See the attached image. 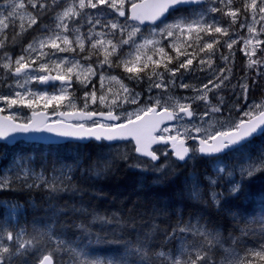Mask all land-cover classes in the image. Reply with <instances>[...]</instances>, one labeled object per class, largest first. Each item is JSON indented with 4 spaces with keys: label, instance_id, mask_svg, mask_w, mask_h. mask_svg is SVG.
Wrapping results in <instances>:
<instances>
[{
    "label": "snow or ice",
    "instance_id": "6c2138e0",
    "mask_svg": "<svg viewBox=\"0 0 264 264\" xmlns=\"http://www.w3.org/2000/svg\"><path fill=\"white\" fill-rule=\"evenodd\" d=\"M211 7L204 8L206 0H4L3 11H0V69L4 77L0 84L14 91L12 95L0 94V101L9 108L13 105H22L29 109L43 101L44 107L55 103L59 106L65 100L73 108L76 107L70 94H66L72 87L73 74L75 80L85 88L91 83L90 77L99 74L101 87L100 95L97 94L95 85L90 91H85L83 107L77 112L60 113L61 116L69 115L81 121H92L90 126L80 122L64 126L60 120L37 122L29 119L26 122H15L11 117L0 118V140L14 143L17 134L28 136L30 133H53L60 137H74L77 139L94 138L100 140H118L131 137L135 141L134 151L141 157H147L150 162H156L163 156L166 161L168 151H162L157 155V150L152 149L153 144H171L172 155L179 161L194 159L195 153L205 157H215L219 160L220 155L228 152L245 153L247 145L257 135H264V101L251 104L247 101V85H240L243 92V107L236 108L238 119L228 121V127L221 124L220 128L212 130L203 127V116H209L222 111L223 100L218 104H212L209 93L213 89H220L231 72L230 68H220L218 74L208 79L207 83L200 87L190 85L180 79L177 85L178 74L194 71L193 61L199 54L197 63L199 70L204 71L205 65L212 69V57L217 49L214 45L220 44V39L213 35L220 33L228 37L224 44L229 50L238 43L233 38L229 29L241 20L239 27L247 28L250 34L243 40L244 47L241 51L249 58L248 67H264V59H252L257 50L264 52V40L260 35L264 34V0H208ZM219 3L220 7L216 4ZM130 9L126 10L125 5ZM238 5L233 7V5ZM181 5H196L187 15L178 16L171 23H163V27H154L147 30V35L141 26L145 22L155 25L162 17H166L171 11L177 10ZM226 10V11H225ZM249 10L251 23H249ZM223 13L231 18V24L221 26L213 17L209 22L208 13ZM51 14V24H43L42 18ZM120 18H123L121 20ZM19 22V23H18ZM260 24L259 30L256 26ZM40 25V36L34 38L26 46L20 49V54L13 57L8 49L19 43L18 37L22 36L33 26ZM12 29L13 35L9 39L6 30ZM86 28V31L84 30ZM203 33V35H201ZM188 34L190 39L183 51L176 42L181 36ZM255 34V35H253ZM159 36L160 39L156 37ZM208 37L209 39H205ZM173 38L167 45L175 53V57L169 55L163 40ZM184 42L181 41V44ZM196 47L191 53L188 49ZM250 45H255L249 50ZM127 48V51H125ZM151 54H148V53ZM58 53H70L74 55L61 57ZM83 53L84 55H81ZM159 55V59L153 56ZM95 57V60H93ZM102 57V58H101ZM183 57V59H181ZM166 58V60H165ZM221 59L227 62L228 56L221 53ZM174 67H170L173 61ZM87 61V64L82 63ZM95 65V66H94ZM122 68L128 73V79L141 81L144 79L141 73L150 69L147 79L150 82L149 96L146 103L141 105L140 93L131 90L117 75L105 76L104 68ZM151 66V67H150ZM163 68V71L159 69ZM78 70V71H77ZM56 74L53 75L52 73ZM165 73L168 79L165 81ZM11 76L13 84H7ZM83 76V79L81 78ZM23 82L21 83V78ZM155 77V81L153 78ZM105 79L118 84L117 92L113 93L109 87L104 89ZM60 82V92L50 94L47 90L32 91L25 89L22 93L17 89L25 88L30 82L49 85L52 82ZM179 87L191 90L193 96L174 97L168 95L170 88ZM211 86V87H210ZM163 89V93L151 95L152 88ZM111 95L110 105L106 103ZM109 106L107 112L89 111V104ZM203 101L206 111L200 117L201 123H192L197 113L192 109V104ZM135 104L138 107L134 112H125L121 121V115L116 112L123 104ZM4 109L0 108V112ZM149 114H152L149 117ZM33 117L37 115L32 113ZM103 117L105 121H121L119 123H106L93 119ZM187 119L188 126H183ZM165 121H176L181 127L169 125L161 127ZM139 122V123H137ZM160 133L157 135L156 133ZM175 132L174 135H165ZM193 132L197 135H193ZM29 139H47V137H28ZM186 140L198 141L191 147L185 145ZM127 159V155L122 157ZM31 158L19 157L13 161L14 179H24V186L28 184ZM80 162L63 164L59 170L61 175L51 181L44 182L43 175L38 176L50 192H63L68 190L75 195L79 189L72 183V173L78 170ZM153 170L163 171L167 163L158 167L153 163ZM111 167L110 161L98 163L94 169L96 175L104 174ZM132 167L147 171L145 162L137 160ZM237 167L240 179L235 180ZM10 171H12L10 169ZM92 169H84L87 174ZM214 176H206L209 186V198L220 209L222 202L228 200H246L249 196L246 178L251 179L259 173H264V148L253 156L250 152L238 165L229 167L224 165L214 169ZM225 179L228 183L227 192L215 191L220 181ZM14 180L9 176L0 174V190L12 187ZM193 200H202V186L199 181L192 184L189 193ZM5 209L0 218V264H264V229L257 235L251 233L246 227L240 226L239 236L230 235L231 244H227L222 234L215 229L208 228L200 222L201 218L184 221L182 218L171 229H160L156 223H151L147 230L137 229L135 218L122 217L120 213L101 214L95 208L80 204L66 203L64 206L50 205V223L43 231L33 229L31 232L18 223L20 205L7 201L0 204ZM158 210L153 207V213ZM229 214L237 225L247 224L253 220L255 210H229ZM264 221V209L260 213ZM61 217H72L69 225L68 220L61 221ZM16 219L17 222L12 221ZM69 227L73 230L68 235ZM131 229V231H127ZM125 235H118V233ZM158 233L162 239H158ZM111 235L113 239H107ZM251 235L253 245L243 243V238ZM101 244H116L123 249L122 255L101 256L97 254L96 247ZM174 245V246H173ZM227 245V246H226ZM238 245H242L241 250ZM62 254H68L66 261ZM219 255V258H217Z\"/></svg>",
    "mask_w": 264,
    "mask_h": 264
},
{
    "label": "trees",
    "instance_id": "16d2710c",
    "mask_svg": "<svg viewBox=\"0 0 264 264\" xmlns=\"http://www.w3.org/2000/svg\"><path fill=\"white\" fill-rule=\"evenodd\" d=\"M140 0H136L139 2ZM250 2V0H249ZM4 0H0V11H3ZM211 3L206 0L204 8L211 7ZM220 7L219 3L216 4ZM238 5H233L236 7ZM198 6H189L182 8L171 14L170 20H175L180 15H187L192 8ZM226 11V10H225ZM249 10V22L250 21ZM215 18L221 26L231 24V18L225 16L223 13L217 12L215 14L208 13L209 22ZM242 22L238 20L229 33L237 35L238 24ZM19 23V22H18ZM220 40H225L220 33H214ZM264 38V34L261 35ZM186 45L190 41L189 36L179 37ZM191 39H195L193 36ZM205 39H209L205 37ZM164 44V43H163ZM165 45V44H164ZM183 45V46H184ZM166 46V45H165ZM195 44L193 48H195ZM214 45V48L220 47ZM167 48V46H166ZM171 55V53L169 54ZM218 53L213 56L215 59ZM240 68L232 79L233 82L238 83V77L245 64L240 60L238 62ZM251 83L255 82L254 89L256 99H261V81L256 74L251 73ZM230 82L226 91L240 85ZM264 148V135L256 138L249 145H247L246 152L257 154L260 149ZM115 150L109 149L106 145H98L95 143L82 145L69 143L60 146H45L36 144L19 143L14 147L1 146V156L4 157L5 163L8 167L13 168V161L19 157L31 158L29 165L37 173L44 174V182L51 181L61 175L59 170L63 164H74L79 161L80 166L78 170H74L70 175L72 176V183H74L80 191L73 195L68 190L63 192H50L43 186L42 182L35 180L31 188L24 186V179L14 180L12 187L8 190L0 191V204L7 201L12 204L20 205V212L18 214V223L22 227H26L30 232L33 229L43 231L45 226L50 223L51 209L50 205L64 206L66 203L80 204L81 201L90 208H95L101 214H111L117 212L122 217H128L131 211V216L135 218V226L140 230H147L151 223H156L160 229H171L177 224L179 219L184 221L192 220L195 222L196 217H200V222L205 224L210 229L218 230L227 244H231L230 235L239 236V227L244 226L248 231L254 234H259L264 229V221L261 220V210L264 209V174H260L250 180H245L249 192L246 200H228L222 202V206L218 209L209 198V191L203 194L202 200H193L190 198V191L192 187L191 174L196 171L200 175H204L210 171V166L203 163L202 165H181L175 162V165L163 171H155L148 168L147 171H141L138 168L132 167L139 159L133 154H121ZM127 155V159L122 157ZM140 160V159H139ZM110 161L111 167L108 171L101 175H96L94 169L98 163ZM165 162L161 161L157 167ZM84 169H92L87 174ZM47 179V180H46ZM30 181H27L29 184ZM227 191H225L226 194ZM161 210L153 213V207ZM255 210V217L247 224L237 225L236 221L229 214V210ZM5 209L0 206V218L3 217ZM61 221L67 219L69 225L72 222V217H61ZM16 223L17 220L12 221ZM72 229L69 227L68 235H72ZM127 231H131L128 229ZM118 235H125L121 232ZM158 239H162V234L158 233ZM111 240V235L107 236ZM254 239L251 235L243 238V243L253 245ZM174 246V245H173ZM97 254L104 256L119 257L122 255L123 249L116 244H101L95 246ZM238 247L243 250L242 245ZM64 260L68 261V254H62ZM219 258V255L218 257Z\"/></svg>",
    "mask_w": 264,
    "mask_h": 264
},
{
    "label": "flooded vegetation",
    "instance_id": "af4514ba",
    "mask_svg": "<svg viewBox=\"0 0 264 264\" xmlns=\"http://www.w3.org/2000/svg\"><path fill=\"white\" fill-rule=\"evenodd\" d=\"M182 8H188V7H180L177 10L171 11L170 14L168 15V17L165 20H163L162 22L163 23H166V22L170 23L171 22V20H170L171 19V14L174 13V12H176V11H178L179 9H182ZM128 9H130V6H127L126 7V10H128ZM48 15H50V14H48ZM120 19L123 20V18H120ZM44 20H45V18L43 17L42 18V23L43 24H51V23H48V22H44ZM162 22H160V23H158L156 25H142L141 28H142V30L147 31L148 29H151V28H154V27H157V26H159V27L162 26L163 25ZM240 23L238 24V29H237V32H238L237 33V36H238V38H235V39H238V43L235 44L236 46L233 45V49L232 50H229L226 47V45L224 44V41L227 40L228 37H226V38L224 37L225 40L224 39L223 40H220L221 46L218 47V48H215V49H217L216 52L218 53V55H217V57L215 59H213V61L215 63V67H218V68H230L231 69V72L230 73L229 72H226V73L227 74H230L229 80H231V82H233L232 79L236 77L235 75L237 74V72H238V70L240 68V65L238 64V62L241 60L245 64V66L242 69L241 74L238 76V77H240V80H239L238 83H240L241 85H244L247 82L248 79L251 80V75H250L251 73H253V74L255 73L256 76H258L260 71L258 70V68L256 69V72L254 70H250V68L248 67L249 58L247 56H245L244 53L241 51V48L242 47L240 45L241 44L240 42H242V39H239V38L246 36L245 30L247 28L246 29L245 28L244 29H241L239 27ZM40 27H41L40 25L33 26V28L29 29L22 36H20V37L17 38L19 40V43L16 44L15 46H11L8 49L9 51H11L13 57H15V56H17V55L20 54V49L22 47L26 46L34 38L40 36V34H41L40 31H39ZM6 31L8 32L9 39H11L12 35L14 34L13 31H12V29L10 28V29H8ZM201 35H203V33ZM193 37H194V35H193ZM191 40H194V39H190L189 42H191ZM169 43H171V42L169 40H167L166 46ZM259 47H264V45L258 46V48ZM193 49L194 48L188 49L189 53H191L193 51ZM166 51H168L169 54L171 53V55L173 57H175L176 53L171 48H168L167 47ZM221 53L224 56H228L229 57V60L227 62H225L224 60L221 59ZM60 54L66 55V56L74 55V54H70V53H60ZM81 55H84V54L81 53ZM200 56H203V53L199 54V56H197L196 59H194V61H193V63H194L193 64V68L195 70L194 71H189V75L188 76L183 75V72H185V71L181 70L182 77L180 76L181 74H179L178 75V80H177L179 83H180V79L182 78L183 80H186V83H188L190 85H196L197 82L201 79V77L206 73V71H200L199 70V65H198L197 61L200 58ZM154 57H156L158 59V56H156V55L153 56V59H154ZM254 58L255 59H257V58L264 59V52H261V51L257 50L256 55L253 56L252 59H254ZM181 59H183V57H181ZM93 60H95V57H93ZM82 63L87 64L88 62L87 61H82ZM173 63L176 65V61L175 60L173 61ZM205 68H207V66ZM52 74L55 75L54 73H52ZM104 74H105V76H108V75H117L120 79L123 80V82H125L133 90L142 93L143 98H142L141 102L143 104L146 103V99H144V97L146 95H148L146 89L148 88V86L150 84L149 80L147 79V76L150 74V69H146L144 73H141L140 74L141 76L144 77V79L141 80V81H137L135 79H128L127 77H128L129 74L128 73H125L122 68L108 69L107 68V65H105ZM3 77H4L3 70L0 69V80H3ZM13 82H14L13 81V78L11 76H9L8 79H7V81H6V83L7 84H12ZM238 83L233 82V84H238ZM93 85H95V87L97 89V94L100 95L99 89L101 87V84H100L99 74H97L95 77H91V83L88 84V87L87 88H85L84 86H82V88H80V86H78V83L76 82V80L73 78L72 87H71L72 88L71 89V93H72V97L76 101L79 102V105L81 106L80 108H76L75 110H64V108L62 110H60L58 108L55 111H51L50 109L47 110V109H44L43 107H40V108H37V109H34L33 108V109H30L29 117H27L25 120L20 121L19 119H13V118L12 119L15 122H18V123H20V122H26L27 120H29V119L32 118V113L33 112H36V113L45 112L48 115V117H49V120H48L49 123H52L53 121H56V120L62 121V119L60 118V113H62V112L63 113L77 112L78 109H81L83 107V101L81 99L83 97V93L85 91H90L91 88L93 87ZM35 86H36L35 89H38L39 91H41V90H48L50 92H54L61 85H60V83H53L52 82L49 85H42V84L36 83ZM226 89L227 88H225L223 90H219V91H213L211 94L213 95V94H216L217 92H221V91L222 92L223 91L225 92ZM240 91H241V87L238 84V86H235V88H233L231 90H228L227 91V94H229V93H238L239 94ZM0 94H3V95H11V94H14V91L11 90V89H9L8 87L4 86L3 84H0ZM255 94H256V90L253 93L252 92H249V96H248L249 103L251 101L257 100L254 97ZM192 109H194L193 106H192ZM88 110L89 111H93L94 110V111H97V112H100V111L107 112L109 109L105 108L104 106L100 105L99 102H97L96 105L90 104ZM116 112L119 113L120 110H117L116 109ZM0 114L3 115V116H6V117H10L9 115L6 114V111L0 112ZM95 120H100L101 122H106V123H119V122L122 121V119H121V121H118V122H115V121H105L104 118L103 119L97 118ZM82 122L85 123L86 126H90L92 124V121H82ZM76 123H80V122H74V124H76ZM174 123H175V121H174ZM261 136H259V137H261ZM186 141H188V140H186ZM19 143L20 144L21 143L31 144V143H25L23 141H19V142H17L13 146H10V145H7V144H0V150H1V146L2 145L8 146V147H14V146H16ZM92 143H95V144H98V145H106L111 150H120V149H123L124 147H128L129 149L132 150V153H134L136 155V152L134 151L135 147H134L133 143H131V142H129V143H121V144L108 145L104 141H102L101 143H99L97 141L92 140L88 144H92ZM32 144L42 145V144H37V143H32ZM67 144H69V143H67ZM73 144H76V143H73ZM88 144H82V145H88ZM190 144H197V143L196 142H191ZM190 144H188L189 147H190ZM63 145H66V144H63ZM45 146H60V145H45ZM159 147L169 149L168 146H158L157 148H159ZM157 148H155L154 150H157L158 151ZM237 154L238 153L228 152V153H226L224 155H220L219 160H217L215 157H203V156H200L199 155V158L195 160L194 164L202 165L203 163H205V164H207V165L210 166V169H209L210 171H208L204 175H200L197 171L195 173H192L194 175V178L192 179V184L195 181L198 180L199 183H200V185L202 186V193L204 194L205 192H208V191L210 192V189H209V186L207 184V181L205 180V177L206 176H214L215 175L214 169L216 167H221L222 164H227V162H230V159L232 157L237 156ZM157 155H159V154L157 153ZM172 157H173V155H172ZM138 158L141 159V160H145L146 162H150L148 159H144V158H140V157H138ZM190 160L191 159H188V161L186 163L181 164V165L183 166V165L188 164L190 162ZM161 161L165 162L164 158L161 157L160 158V162ZM175 162H177V161H175ZM151 163L153 164V162H151ZM0 165H1V167L3 169H7V167H8V163H7V166H6L5 159H4V157L1 156V153H0ZM260 174H263V173H260ZM260 174H257L256 176H258ZM256 176H254V177H256ZM195 177H196V180H195ZM254 177H252V178H254ZM232 179L239 180L240 179V175L235 172V175L232 177ZM246 180H250V179L246 178ZM228 186L229 185H228L227 181L225 179H222L220 181V184L217 185L214 190L215 191H218V192L219 191L225 192V191H227Z\"/></svg>",
    "mask_w": 264,
    "mask_h": 264
},
{
    "label": "rangeland",
    "instance_id": "374dc122",
    "mask_svg": "<svg viewBox=\"0 0 264 264\" xmlns=\"http://www.w3.org/2000/svg\"><path fill=\"white\" fill-rule=\"evenodd\" d=\"M127 6H129V5H125V7H127ZM44 18H45V20H44V22H48V23H52V20H51V14L50 15H45L44 16ZM174 20H171V22H173ZM250 21H251V18H250ZM170 22V23H171ZM166 23H168V22H166ZM262 23H264V22H262ZM256 26V28H257V30H259V28H260V24H257V25H255ZM160 27H163V25L162 26H160ZM246 29V28H245ZM85 31H86V28L84 29ZM142 31H144V30H142ZM145 32V35H147V31H144ZM245 33H246V36H245V38H247L250 34L248 33V31H247V29L245 30ZM230 35H232L233 36V38H238V36L237 35H235L234 33H230ZM253 35H255V34H253ZM185 36H189L188 34H185ZM157 39H160V37L159 36H157L156 37ZM260 39L261 40H264V38L263 37H261V35H260ZM167 40H169L170 42H172L173 41V38H168ZM167 40H163L162 41V43H164L165 45H166V42H167ZM181 39L180 38H178L177 39V43L181 46V49H182V51H183V49H184V47L186 46H183L184 44H181ZM241 44V47L243 48L244 47V45H243V40H242V42H240ZM236 46V45H235ZM253 46H255V45H250L249 46V50H251V48L253 47ZM167 49V48H166ZM125 51H127V48H125ZM168 52V51H167ZM148 54H151L150 52L148 53ZM168 54H169V52H168ZM59 56H61V57H66V55H62V54H58ZM156 56H158V59H159V55H156ZM154 59H157L156 57H154ZM213 57H212V69H208V68H205V70L204 71H206V73L201 77V81L199 80L198 82H197V84L196 85H193V86H196V87H200L202 84H204V83H207L208 82V79L209 78H212L213 77V75H214V71L213 70H215V74H218V72H219V69L220 68H218V67H215V63H214V61H213ZM255 59V58H254ZM165 60H166V58H165ZM249 63V62H248ZM194 64V63H193ZM175 66V64L173 63L172 65H170V67H174ZM207 65H205L204 67H206ZM193 67V66H192ZM258 68V70L260 71L259 72V75L258 76H256V77H258L259 79H260V81H261V91H260V93H261V96H262V98L261 99H257V100H255V101H251L250 103H249V101H248V96H249V92H254L255 91V89H254V87H255V82H252L251 83V80L250 79H248L247 80V82L244 84V85H247V87H248V92H247V101H248V103L249 104H251V103H253V102H257V103H259V102H261V101H264V67H259V66H254V67H251L250 68V70H254L255 72H256V69ZM78 71V70H77ZM159 71H163V68H161V69H159ZM54 74H56L55 72H53ZM226 75H228L229 76V78H230V74H227V73H225ZM179 75V74H178ZM183 75H185V76H188L189 75V72H183ZM181 76V75H180ZM179 76V77H180ZM182 77V76H181ZM73 78L75 79V74H73ZM82 79H83V76L81 77ZM90 79H91V77H90ZM167 79H168V74L167 73H165V81H167ZM178 80V79H177ZM153 81H155V77L153 78ZM23 82V77L21 78V83ZM77 82V81H76ZM183 82H185L186 83V80H183ZM230 82H231V80H226L225 82H224V85L220 88V89H213V91H219V90H223V89H225V88H227L228 86H229V84H230ZM78 83V86H80V88H82V84H80L79 82H77ZM125 83V82H124ZM178 81H177V85H178ZM13 85H14V82L12 83ZM35 84H36V82H30L29 84H27L26 86H25V88H22V89H17V90H19V91H21L22 93L25 91V89H31L32 91H39L38 89H35ZM126 84V83H125ZM127 85V84H126ZM241 85V84H240ZM128 86V85H127ZM149 86H150V84H149ZM149 86H148V88L146 89L147 90V93H148V95H146L145 97H144V99H146V102H147V100H148V96H149V92H148V89H149ZM61 87V86H60ZM60 87L58 88V89H56L54 92H50V91H48L50 94H53V93H59L60 92ZM109 87H111L112 88V91H113V93H115V92H117V90H118V84H116L115 82H110L109 80H107V79H105V81H104V89H105V91L109 88ZM131 90H133L130 86H128ZM211 87V86H210ZM71 87L70 88H68L67 89V91H66V94H70V99H72V100H74L75 101V103H76V107L75 108H73V107H71L70 105H69V102L67 101V100H65L63 103H61L59 106H57L55 103H53V104H51V105H49L47 108H45L44 107V104H43V101H40L39 102V104L37 105V106H34L33 108L34 109H37V108H40V107H43L44 109H47V110H51V111H55L56 109H60V110H62L63 108H64V110H75L76 108H80L81 106L79 105V102L78 101H76L73 97H72V93H71ZM41 91H44V90H41ZM134 92H137V91H135V90H133ZM163 89H157V88H152V90H151V95L152 96H155L156 94H158V93H163ZM212 91V92H213ZM212 92H210L208 95H209V97L211 98V103L212 104H218V101H219V99H221L222 98V100H223V105H222V111L220 112V113H216V114H213V115H209V116H203V113L207 110L206 109V106H205V104H204V102L203 101H197L196 103H193L192 104V106L194 107V111L197 113V115L194 117V119H193V121H192V123H196V124H200L201 123V120H200V117L201 116H203V127H205V128H211L212 130H215V129H218V128H220V126H221V124H224L225 125V128H227L228 127V121H230V120H237L239 117H238V115H237V111H236V108H237V106L239 105L240 107H243L244 106V104H243V92H242V88H241V91H240V93L238 94V93H229V94H227V91H221V92H217L216 94H211ZM137 93H140V92H137ZM13 97H14V94H11ZM168 95H171V96H174V97H185V96H193L194 95V93L191 91V90H185V89H181V88H179L178 86L177 87H175V88H170L169 90H168ZM15 98V97H14ZM112 97H111V95L109 94V100L108 101H106V103L107 104H109L110 105V99H111ZM142 98H143V96H142V93H140V102H141V100H142ZM97 102H99V101H97ZM143 103L141 102V105H142ZM90 105V104H89ZM92 105H96V104H92ZM101 105V104H100ZM102 106H104L105 108H107V109H109V106H105V105H102ZM138 107V105H135V104H127V103H125V104H123V106H122V108H117V110H120V112H119V114L121 115V119L123 120V118H124V113L125 112H134L135 111V109ZM0 108H3L4 109V111H6V114L7 115H9L11 118H13V119H19L20 121H23V120H25L27 117H29V113H30V109L29 108H27V107H23L22 105H13L11 108H9L8 106H7V104L5 103V102H3V101H0ZM33 108H31V109H33ZM54 114V113H53ZM188 124H189V122L187 121V119L183 122V126H188ZM170 125H176V127H181V124H178L176 121H175V123H172V124H170ZM167 126H169V125H167ZM170 134H172V135H174L175 134V132H170V133H166L165 135H170ZM193 135H197L196 133H194L193 132ZM192 145H194V144H190V147L192 146ZM158 149V151H157V153L160 155V153L162 152V151H168V149L167 148H162V147H159V148H157ZM116 152H118V153H121V154H128V155H130V154H133L132 153V150L131 149H129L128 147H124L123 149H120V150H115ZM115 152V153H116ZM168 153H169V157H168V159H167V161H166V159L163 157V156H161L162 158H164V160H165V163H167V167H165V169H167V168H169V166L171 165L172 167L175 165V161H174V159H173V157H172V154L168 151ZM248 154V152H245L244 154H240V153H238L237 154V156H235V157H232L231 159H230V162H227V164H222V166H224V165H228L229 167H232V166H236V165H238L239 164V162L242 160V159H244L245 158V156ZM253 156H255L256 154H252ZM199 158V154H198V152L197 153H195V158L194 159H191L190 160V162L188 163L189 165H197V164H194V162H195V160L196 159H198ZM141 160V159H140ZM142 161H144L145 162V166H147V168H152V163L151 162H146L145 160H142ZM165 163H163V164H165ZM187 164V165H188ZM30 168V167H29ZM10 169L12 170V171H10ZM237 171H236V173H238L239 175H240V173H239V168L237 167V169H236ZM14 172H15V169H14V167L13 168H7V169H3L2 167H1V165H0V174H3V175H5V176H9L10 178H13L14 177ZM260 174V173H259ZM264 174V173H263ZM40 175H43V177H44V174L43 173H37V172H35L32 168H30V172H29V176H28V179H27V181H30L29 182V184H32V182L33 181H35V180H38L39 181V179H38V176H40ZM22 178H23V176H21ZM194 178V175L193 174H191V181H192V179ZM44 179H45V177H44ZM47 180V179H46ZM195 180H196V177H195ZM34 183V182H33ZM9 189V188H8ZM8 189H5V190H8ZM0 191H2V190H0ZM15 204V203H14ZM19 214V213H18ZM227 246V245H226Z\"/></svg>",
    "mask_w": 264,
    "mask_h": 264
},
{
    "label": "water",
    "instance_id": "95a60500",
    "mask_svg": "<svg viewBox=\"0 0 264 264\" xmlns=\"http://www.w3.org/2000/svg\"><path fill=\"white\" fill-rule=\"evenodd\" d=\"M189 6H196V5H181V6H178V8H180V7H189ZM169 14H166V17H162L160 21H157L156 22V24H158V23L162 22L163 20H165L168 17ZM144 25H153V24H150L149 22L146 21ZM53 83H60V82L59 81H55ZM151 115L152 114H149V117H151ZM4 117H6V116H3V115L0 114V118H4ZM60 118L62 119L61 122H62V124L64 126L73 125L74 122H82L78 118L73 117V116H69V115H64V116H61L60 115ZM97 118L103 119V117H99V116L94 117L93 119H97ZM31 119H34L37 122H44V121L48 122L49 117H48V115L45 112H39L34 117L32 115V118ZM89 121H91V120H89ZM115 122H118V121H115ZM137 123H139V122H137ZM172 123H174V121H165L161 125V127L163 128V127H165L167 125H170ZM49 124H51V123H49ZM156 134L159 135L160 133L158 132ZM29 136H31V137H47V139H29L28 138ZM259 136H261V135H257V136H255V138H257ZM254 139H252V140H254ZM92 140L97 141L94 138L77 139V138H74V137H60V136H57V135H55L53 133L43 132V133H30V134H28V136H24V135H21V134H17L14 143H11L10 144V143H7V142H5L3 140H0V144H7V145H10V146H13L17 142H19V141H23L25 143H31V144L32 143H37V144H42V145H63V144H67V143L88 144ZM102 141H104L108 145L121 144V143H129V142H131V143H133V145L135 147V141L131 137H129L127 139H118V140H113V141L100 140V141H97V142L101 143ZM191 142H196L198 144V141L188 140V141H185V145L188 146V144H190ZM158 146H168L169 147V149H168L169 152L172 153L171 144H167V145H165L163 143L153 144L152 145V149L154 150ZM199 155L202 156L201 154H199ZM222 155H224V154H222ZM137 156L140 157V158L148 159L147 157H141V156H139V154H137ZM203 157H205V156H203ZM173 158H174L175 161H177L180 164H184V163H186L188 161V159L186 161H179V160L176 159L175 156H173ZM153 163H155L157 165V164L160 163V160H158L156 162H153Z\"/></svg>",
    "mask_w": 264,
    "mask_h": 264
}]
</instances>
